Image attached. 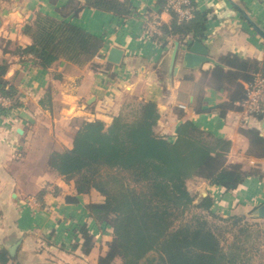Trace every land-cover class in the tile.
I'll list each match as a JSON object with an SVG mask.
<instances>
[{"label": "crops", "instance_id": "1", "mask_svg": "<svg viewBox=\"0 0 264 264\" xmlns=\"http://www.w3.org/2000/svg\"><path fill=\"white\" fill-rule=\"evenodd\" d=\"M193 1L197 13L208 19L202 39H194L193 33L164 38L163 30L171 26L174 15L162 0H130L126 17L86 6L72 16L68 0H0V62L9 63L4 78L17 89L20 103L16 113L8 114L0 107V248L9 251L19 243L15 255L10 254L16 264H98L108 251L113 230L103 228L87 208L103 202L101 194L78 193L74 179H66L48 164L53 151L73 148L81 121L98 119L110 124L129 105L153 101L160 112L156 132L171 139L185 121L230 139L232 153L251 148L244 129L257 128L264 136V122H246L239 103L248 82L242 76L227 80L214 73L219 64L230 68L221 61L229 54L263 71L264 38L240 8L264 30V0ZM39 13L66 19L100 36L103 47L81 66L61 59L43 68L34 57H21L14 50L32 44L26 26ZM154 17L160 34L149 36L146 28ZM176 40L182 50L172 64L170 53ZM195 41L208 49L213 61L189 68L182 51ZM113 47L123 51L119 63L108 59ZM247 72L255 71H242ZM107 115L109 120L104 119ZM258 159L262 175L249 177L233 192L203 181L216 212L251 211L256 197L264 202V158ZM81 227L95 236L89 255L73 248L81 241L73 231ZM107 234L110 238L103 244L101 238Z\"/></svg>", "mask_w": 264, "mask_h": 264}, {"label": "trees", "instance_id": "2", "mask_svg": "<svg viewBox=\"0 0 264 264\" xmlns=\"http://www.w3.org/2000/svg\"><path fill=\"white\" fill-rule=\"evenodd\" d=\"M85 6L121 17L131 12L130 0H86L85 4L68 0L67 4L72 16H77ZM173 15L171 26L163 30L164 38L191 33L194 39L204 37L208 20L205 14L196 13L193 21L183 23ZM26 32L31 35L32 44L18 46L14 51L21 57L32 55L43 68L61 59L84 65L104 45L100 36L83 27L41 13L26 26ZM221 61L230 68L219 64L214 73L227 80L242 76L249 83L259 71L254 64L235 55L223 56ZM8 67L6 59L0 62V94L11 98L12 109L18 110L17 89L4 78ZM251 68L253 75L242 73ZM131 117L121 113L110 124L98 119L81 121L73 148L53 151L48 160L51 169L75 180L78 193L95 190L103 197V202L87 205L103 228L109 226L113 230L108 251L99 257L98 264H145L153 254L156 264H248V249L239 245L238 236L226 247L206 218L194 215L179 225L177 222L186 208L193 206L240 228L246 218L240 216L242 213L216 212L211 194L196 204L188 183L206 181L233 192L260 172L251 173L242 163L230 161L232 141L205 131L192 121L181 123L172 139L158 134L155 128L160 112L156 102L142 103L133 109ZM243 134L250 141L253 155L264 158L261 131L250 127ZM79 235L81 241L73 248L89 255L95 236L86 227H81ZM0 264H16L6 248H0Z\"/></svg>", "mask_w": 264, "mask_h": 264}, {"label": "rangeland", "instance_id": "3", "mask_svg": "<svg viewBox=\"0 0 264 264\" xmlns=\"http://www.w3.org/2000/svg\"><path fill=\"white\" fill-rule=\"evenodd\" d=\"M6 44V43H5ZM8 47V46H7ZM101 67V65H99ZM134 105H129L125 108L122 114H124L128 119H131V112L135 107ZM69 150V149H67ZM230 161L235 163H242L244 168H246L249 172L254 173V171H259L261 173L262 166L260 160L253 155L251 152V148L248 152L241 150L239 153H229ZM264 164V163H263ZM262 175V173H261ZM264 176V174H263ZM188 188L193 196H195V203L199 204L201 200L206 197L203 196L201 198L202 193L205 191V186L203 181H190L188 183ZM263 201L262 198L252 201L251 207L253 208L251 211L249 208L247 210H243V213L240 216H245L246 218L241 222V226L244 230L240 232V228H233L229 223L231 221L225 222L221 221L218 218L211 216L207 211H203L193 206H188L184 211V214L177 222L179 225L184 220L190 219L194 215H200L203 218H206L209 222V225L216 229V232L220 235L222 243L224 246L230 245L231 242L235 240V237L238 236L239 245H243V247H247L248 253L247 257H250L248 264H264V219L260 218L257 213V208L260 206V203ZM222 214V212L220 213ZM220 216V215H219ZM80 230V228H78ZM79 230H74L75 233L74 238L77 239L79 236ZM239 230V231H238ZM110 238V236L104 235L101 238L103 244H105L106 239ZM156 256L154 254L148 258L145 264H156ZM155 261V262H154Z\"/></svg>", "mask_w": 264, "mask_h": 264}, {"label": "built area", "instance_id": "4", "mask_svg": "<svg viewBox=\"0 0 264 264\" xmlns=\"http://www.w3.org/2000/svg\"><path fill=\"white\" fill-rule=\"evenodd\" d=\"M165 8L172 11L179 23L189 22L196 17L198 7L193 0H165ZM159 21L156 17L148 21L146 33L149 36L160 34ZM32 56V55H30ZM33 57V56H32ZM243 108L246 122L256 119L264 122V72L255 73L254 79L246 84V95L239 102ZM13 100L0 94V107L8 114L13 113ZM16 113V112H14Z\"/></svg>", "mask_w": 264, "mask_h": 264}, {"label": "water", "instance_id": "5", "mask_svg": "<svg viewBox=\"0 0 264 264\" xmlns=\"http://www.w3.org/2000/svg\"><path fill=\"white\" fill-rule=\"evenodd\" d=\"M241 12L245 16V18L248 20V22L252 25V27L255 29V31L264 38V30L255 22L252 20V18L240 8ZM182 50L180 48V42L179 41H174V47L171 49L170 53V61L172 64L175 63L177 55L179 51ZM182 57L184 60L185 66L189 68H196L200 66L201 64L205 62H211L213 61L210 57H208V49L203 46L200 42H193L191 43L185 51H182ZM123 55V51L120 48L113 47L110 51L108 59L114 63H119L121 61ZM111 118L110 116H105V120H109ZM203 196H206V193H202ZM202 198V197H201ZM258 216L260 218L264 219V202L258 206L256 209ZM19 243H15L12 247H10L9 251L11 255H15L17 248H18Z\"/></svg>", "mask_w": 264, "mask_h": 264}]
</instances>
